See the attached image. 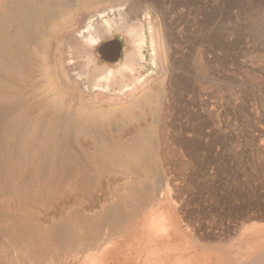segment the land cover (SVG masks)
Here are the masks:
<instances>
[{"label":"bare ground","instance_id":"obj_1","mask_svg":"<svg viewBox=\"0 0 264 264\" xmlns=\"http://www.w3.org/2000/svg\"><path fill=\"white\" fill-rule=\"evenodd\" d=\"M64 1L0 0V264H264V225L256 223L264 220V189L224 182L235 146L187 148L178 159L198 165L194 185L171 171L176 160L156 119L188 79L177 73L183 51L174 30L148 21L158 68L143 78L146 34L132 22L137 7L123 16L128 0ZM96 18L105 26H94ZM111 25L129 29L119 67L94 53L113 35ZM27 28L42 33L38 69L18 54ZM65 31L82 61L75 66H61L57 56ZM205 101L198 109L208 108ZM261 107V115L248 113L259 137ZM213 112L202 115L211 134L220 115ZM224 136L225 143L237 138L233 130ZM195 199L199 216L191 219ZM203 214L228 222L213 229Z\"/></svg>","mask_w":264,"mask_h":264},{"label":"rangeland","instance_id":"obj_2","mask_svg":"<svg viewBox=\"0 0 264 264\" xmlns=\"http://www.w3.org/2000/svg\"><path fill=\"white\" fill-rule=\"evenodd\" d=\"M64 2L72 6L78 4L76 0H65ZM141 4L143 5L141 6ZM133 6L134 8L137 7L135 9L137 17L132 19V22L138 25L142 24L146 34V44L142 50L144 70L140 73L143 78L154 74L158 68L148 21L155 22L156 26H153L155 29L159 28L157 19L159 23L168 24L167 29L174 30L177 45L183 51L177 73L185 75L189 80L185 81V86L172 93L169 102L170 107L158 112L161 115L156 119V126L161 127L165 134L166 145L170 146L169 153L176 160L171 171L177 172L180 181L188 182L187 185H194L200 179L197 172L198 165L191 164V166L184 164V162L180 164L178 159V157H185L187 148L196 149L199 147L200 150H196L201 153L208 149L210 143L212 145L209 146V151L213 148L228 149L229 146L230 148L235 146L234 148L238 151L234 159L236 164L234 163L232 168V172L235 173L233 178L231 171L223 174L224 182L227 179L233 183L237 182L236 185L257 187L262 192L264 189V133L261 137L256 136L254 121L248 119V113H260L261 115L263 110L261 105L264 107V94L260 93L264 92V29L262 28L264 26V0H128L125 10L122 12L123 16L129 14ZM33 8L28 6V12H33ZM92 11L94 9L88 10L90 13H93ZM43 15V18H46L49 14L42 13ZM35 16V23L38 24L39 16L37 14ZM111 17L120 21L119 13H115ZM105 20L96 18V25L94 24V26H105ZM12 22L10 23L11 26L24 25L23 21L14 22L12 20ZM110 27L113 30V35L103 39L94 53L99 63H107L102 60L98 49L104 42L119 39L123 43L121 45L122 59L115 66L108 63L112 67H119L127 47L129 29L115 25ZM24 33L25 38L22 39V43L18 42L17 44L19 57L24 55L32 58L31 62L38 69V59L35 58L34 54L36 51H41L40 47L42 48L44 44L41 38L42 33L39 36L38 32L29 28L25 29ZM66 33L68 31L59 35V39L61 38V41L66 42L59 45L57 56L61 66H66V60L75 66L82 61H80L81 58L74 48L75 40L65 37L68 35ZM73 55L77 57L75 60ZM140 74L136 76L140 77ZM77 95L79 96L78 93H76ZM257 96L258 98H256ZM203 100H207L205 102H208V108L206 103V107L203 106L198 109L197 104H202ZM206 110L211 112L214 110V112L220 113L214 120L215 130H218V133H214L215 136L210 133L213 125L204 122L205 119L202 115ZM258 127L261 129L262 125ZM232 130L237 134V138L227 141L228 144H226L227 142L225 143L222 138H225L224 135L229 134ZM251 137L254 139L252 140ZM189 139L197 142L208 140V143L200 146L199 144L189 146L190 144L187 143ZM260 196L264 200V190ZM193 203H197L196 199L189 205L191 208H187V210L189 209L188 217L191 219L199 216L194 214L195 206ZM216 215L203 214L201 219L212 225L213 229L224 227L228 222L227 217L225 218L223 215L224 221L220 217L222 215ZM256 223L264 225V220ZM246 225L249 223L247 222Z\"/></svg>","mask_w":264,"mask_h":264},{"label":"flooded vegetation","instance_id":"obj_3","mask_svg":"<svg viewBox=\"0 0 264 264\" xmlns=\"http://www.w3.org/2000/svg\"><path fill=\"white\" fill-rule=\"evenodd\" d=\"M122 44L123 43L120 42L119 39L102 43L98 49L102 60L114 66L117 65L122 59V55H119Z\"/></svg>","mask_w":264,"mask_h":264},{"label":"water","instance_id":"obj_4","mask_svg":"<svg viewBox=\"0 0 264 264\" xmlns=\"http://www.w3.org/2000/svg\"><path fill=\"white\" fill-rule=\"evenodd\" d=\"M121 52H122V47L120 48L119 55H121Z\"/></svg>","mask_w":264,"mask_h":264}]
</instances>
